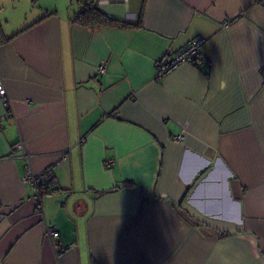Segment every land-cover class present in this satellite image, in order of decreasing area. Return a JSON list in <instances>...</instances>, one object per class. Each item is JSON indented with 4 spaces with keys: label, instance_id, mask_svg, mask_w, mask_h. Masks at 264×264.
I'll return each mask as SVG.
<instances>
[{
    "label": "crops",
    "instance_id": "0c3cea01",
    "mask_svg": "<svg viewBox=\"0 0 264 264\" xmlns=\"http://www.w3.org/2000/svg\"><path fill=\"white\" fill-rule=\"evenodd\" d=\"M96 7L129 26L0 0V264H264V0ZM197 37L208 67L157 76Z\"/></svg>",
    "mask_w": 264,
    "mask_h": 264
},
{
    "label": "built area",
    "instance_id": "2783aa9c",
    "mask_svg": "<svg viewBox=\"0 0 264 264\" xmlns=\"http://www.w3.org/2000/svg\"><path fill=\"white\" fill-rule=\"evenodd\" d=\"M112 1H126V0H96V6H101L104 4H108ZM227 22L224 24V27H227ZM205 40L203 38L197 37L191 40L188 45L182 49L180 52L175 54L172 57H166L164 60L157 64L156 73L157 76H162L171 70L175 69L177 66L181 64H189L196 68L202 69L208 67L209 63L207 59L200 55V48L204 44ZM99 74H103L105 72L104 66H99L97 69ZM0 95L3 97V103L8 111L10 109L9 101L4 97L3 87L0 84ZM183 137L178 136L175 138L176 143H180ZM13 151L17 152L18 157L23 159L26 164L24 166V172L22 176L23 183L31 186L35 190V203L37 207V212L39 214H44L43 208L41 207V198L44 195L50 194L53 190L52 182L54 179L53 175V167H49L40 173H35L30 165L31 155H29L22 142H18L15 144ZM109 165H112V162H109ZM47 234L53 244H55L56 240L59 237V232L53 226L47 227ZM56 245V244H55ZM58 249V247H57Z\"/></svg>",
    "mask_w": 264,
    "mask_h": 264
},
{
    "label": "trees",
    "instance_id": "16d2710c",
    "mask_svg": "<svg viewBox=\"0 0 264 264\" xmlns=\"http://www.w3.org/2000/svg\"><path fill=\"white\" fill-rule=\"evenodd\" d=\"M81 5V10L72 17V22L82 27H94V26H110V27H123L129 26L128 24L117 22L108 18L95 6V0H77ZM141 16H139V24ZM53 190L51 191V193Z\"/></svg>",
    "mask_w": 264,
    "mask_h": 264
},
{
    "label": "rangeland",
    "instance_id": "374dc122",
    "mask_svg": "<svg viewBox=\"0 0 264 264\" xmlns=\"http://www.w3.org/2000/svg\"><path fill=\"white\" fill-rule=\"evenodd\" d=\"M44 3L48 2V0H43ZM78 4L77 0H69V8H72V11H76L78 9ZM61 6V5H60Z\"/></svg>",
    "mask_w": 264,
    "mask_h": 264
}]
</instances>
